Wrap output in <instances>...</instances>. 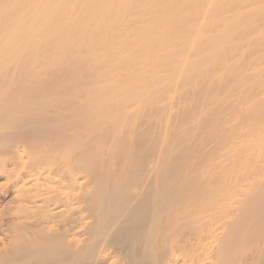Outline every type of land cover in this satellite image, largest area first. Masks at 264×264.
Returning a JSON list of instances; mask_svg holds the SVG:
<instances>
[{
  "label": "bare ground",
  "instance_id": "obj_1",
  "mask_svg": "<svg viewBox=\"0 0 264 264\" xmlns=\"http://www.w3.org/2000/svg\"><path fill=\"white\" fill-rule=\"evenodd\" d=\"M0 264H264V0H0Z\"/></svg>",
  "mask_w": 264,
  "mask_h": 264
}]
</instances>
